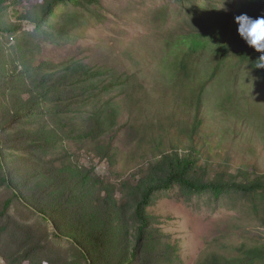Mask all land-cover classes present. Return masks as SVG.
<instances>
[{"label":"trees","instance_id":"1","mask_svg":"<svg viewBox=\"0 0 264 264\" xmlns=\"http://www.w3.org/2000/svg\"><path fill=\"white\" fill-rule=\"evenodd\" d=\"M175 1L191 29L133 41L138 63L124 66L110 52L46 57L24 31L74 35L81 16L62 7L96 0H0V171L84 264H183L149 212L174 186L248 202L264 228V53L234 22L264 15V0ZM234 225L192 264H264V236Z\"/></svg>","mask_w":264,"mask_h":264},{"label":"rangeland","instance_id":"2","mask_svg":"<svg viewBox=\"0 0 264 264\" xmlns=\"http://www.w3.org/2000/svg\"><path fill=\"white\" fill-rule=\"evenodd\" d=\"M96 1V4L90 2L89 5L68 2L62 7L64 14L79 12L81 16L83 27L74 35L57 39L47 31L36 33L32 25H27L24 27V31L29 32L27 38L39 45L46 57L60 59L80 55L90 64H103L108 63L106 54L110 52L126 66L138 63L133 56L137 52L133 41L144 36L161 38L169 30L192 27L188 6L175 0ZM159 13L166 17L157 20L155 17ZM98 40L105 43L107 51L96 44ZM124 66L118 68L123 70ZM11 154L17 155L15 152ZM96 171L102 175V165ZM154 200L149 209L158 219L154 226L168 234L171 242L178 244L183 264H192L203 242L231 225L238 224L242 229L264 236V228L257 225L260 223L249 203L236 197L218 199L210 192L190 193L174 186L156 192ZM43 219L14 199L0 171V264H84L70 244L51 236V229ZM24 231L33 236V243L22 239L18 232ZM163 264L167 263L163 261Z\"/></svg>","mask_w":264,"mask_h":264},{"label":"clouds","instance_id":"3","mask_svg":"<svg viewBox=\"0 0 264 264\" xmlns=\"http://www.w3.org/2000/svg\"><path fill=\"white\" fill-rule=\"evenodd\" d=\"M234 22L238 25L236 31L246 45L258 53H264V15L256 18L246 14L234 17ZM260 60H264L261 55ZM264 67V63L260 65Z\"/></svg>","mask_w":264,"mask_h":264}]
</instances>
